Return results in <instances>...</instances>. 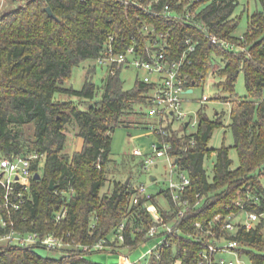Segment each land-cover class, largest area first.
<instances>
[{"label":"trees","instance_id":"trees-1","mask_svg":"<svg viewBox=\"0 0 264 264\" xmlns=\"http://www.w3.org/2000/svg\"><path fill=\"white\" fill-rule=\"evenodd\" d=\"M13 1L16 6L0 16V159L36 152L41 157L34 168L42 178L32 179L20 210L0 209L9 221L7 229L0 226V236L12 228L56 233L64 235L72 247L57 250L64 255L56 259L39 254L37 246L4 245L0 264H100L87 255L123 248L134 251L152 239L150 229L162 222L179 231L150 256L148 264H197L201 250L221 236L237 240L238 251L250 264H264V9L249 15L247 32L238 36L239 0H141L153 12L124 0ZM166 5L183 17L169 19L163 13ZM48 6L58 19L50 17ZM146 25L156 27V35L167 36L165 53L170 60L181 59L187 39L196 44L192 63L182 70L191 87L203 86L210 73L218 74L225 80L216 86L230 94L224 97L231 103L227 125L220 113L210 117L205 105L198 112L195 132L185 124L176 128L169 119L155 120L166 133L152 131L172 145L177 170H185L191 178L182 196L189 200L183 217L169 188L152 193L151 198L138 195L135 173L119 172L112 157L113 132L125 116L145 114L154 84L137 79L134 88L126 89L122 69H117L115 74L108 72L99 87L93 82L95 66L88 70L82 89L66 85L76 66L98 61L111 35L118 50L136 45L148 58L153 35L147 34ZM212 36L246 51L214 45ZM216 61L221 63L217 72L213 70ZM241 71L248 90L245 97L235 94ZM74 98L80 103L96 101L82 109ZM221 127L232 133L234 142L215 150L209 143ZM72 130L83 139V146L69 155L65 147ZM214 153L210 174L205 163ZM143 163L142 159L141 167ZM113 168L117 174H127L126 178L117 177ZM4 193L0 185V201ZM150 207L158 210L163 221ZM63 208L68 214L58 223L55 217ZM245 210L262 216L250 230L240 226L236 232L226 231L215 221L218 215L224 220ZM101 241L102 249L96 247Z\"/></svg>","mask_w":264,"mask_h":264},{"label":"built area","instance_id":"built-area-1","mask_svg":"<svg viewBox=\"0 0 264 264\" xmlns=\"http://www.w3.org/2000/svg\"><path fill=\"white\" fill-rule=\"evenodd\" d=\"M126 4L136 5L146 11L153 12L149 6H143L141 0H124ZM159 1V0H156ZM169 19L182 18L179 13L172 11L169 5L164 7L163 12ZM189 15L187 14L186 17ZM147 34H152L148 51V58L139 52L136 45L130 46L126 50H118L116 47V39L111 35L106 43L104 53L98 58L102 65L108 67L109 72L115 74L117 69L134 68L138 72H144L142 81L145 83L154 84L152 90L150 104L147 107L149 116L158 118L159 120H172L181 125H186L189 130L197 125L196 121L191 119L188 121L189 114L184 110L186 101L190 100V95L194 88L191 87L186 78L182 75L183 67L186 64H191V54L196 50V44L191 39H187L188 48L183 53L180 60H170L165 51L168 47L167 36L164 33L156 35V27L151 25L145 26ZM211 42L214 45H220L226 49L233 51H246V47L238 46L225 40H220L216 36L211 37ZM191 89V91H190ZM210 97L204 95L202 101H208ZM152 128L158 132L166 133L162 124L154 123ZM194 144V141H192ZM172 145L166 142H155L150 153H144L140 149L134 150V155L142 157L143 169L147 170L153 165H156L162 158H166L171 172L169 179V189L172 192L173 200L181 206L179 215L183 217L188 209L189 200L183 199L182 196L187 188L191 185V178L185 170H177L176 159L171 155L170 150ZM41 155L34 152L29 155H13L12 157H4L0 159V185L4 188L5 193L3 200L0 201V209L20 210L26 199L27 192L31 187V181L35 178L36 171L34 168L35 161L39 160ZM177 173V178L173 173ZM138 195L151 198V192L144 183L136 185ZM258 199V198H257ZM139 201V197L135 198V203ZM242 210L245 209L244 204L239 202ZM153 214L163 221L159 216L156 208L150 207ZM68 214V210L63 208L55 217L59 223ZM222 215H218L215 219L217 223L222 225V229L230 232H236L240 226L246 229H252L257 222L262 219V216L254 211H244L234 213L227 216L223 220ZM240 218V219H239ZM0 226L7 229L9 221L0 211ZM197 226L202 227L201 223ZM124 226H121V230ZM160 231H165L163 235L158 236ZM173 224L162 222L156 224L149 231V236L152 239L161 237V242L149 251L150 256L156 253L159 247L163 246L169 237L178 232ZM209 232V230H208ZM213 233V232H212ZM123 239V236L121 235ZM15 246H37L52 250L72 247V243L68 242L63 235L49 233L42 235L39 232H23L12 228L6 234L0 236V248L4 245ZM104 241L99 242L96 247L102 249ZM88 249L89 246H83ZM239 242L237 240L227 239L224 236L214 238L213 242L208 243L200 252L201 258L197 264H250L246 262V257L239 251ZM133 264V263H128Z\"/></svg>","mask_w":264,"mask_h":264},{"label":"rangeland","instance_id":"rangeland-1","mask_svg":"<svg viewBox=\"0 0 264 264\" xmlns=\"http://www.w3.org/2000/svg\"><path fill=\"white\" fill-rule=\"evenodd\" d=\"M22 3V0L19 1V4ZM13 0H0V16L16 6ZM264 6L261 0H239V6L235 11V15L240 17V25L236 31V35L243 36L248 30V17L256 10H263ZM96 66L95 72L93 74V82L96 86H102L103 79L107 76L109 70L106 65H102L97 61L88 60L84 63L76 66L73 69L70 79L67 81L66 85L72 87L76 90L83 88L87 72L89 69H92ZM221 67L220 61H216L213 67V70L217 72ZM121 78L124 81V86L126 89H132L135 86L137 79H142L144 72H138L134 68H123L120 73ZM225 80L224 78L218 77V74L210 73L204 85L201 87H196L193 90V93L190 95L191 101H186L184 105V110L189 114L188 121H196L197 125L191 128L190 132H195L198 129V112L202 108V105H205L207 114L215 118L217 113H220L221 119L227 125L230 122V112H231V103L225 101L224 97L229 96V93H225L216 86L217 83ZM235 94L240 97H245L248 94L246 79L244 71L239 73L238 79L235 85ZM204 95H208L210 99L203 102L202 98ZM61 95L57 94L56 98H60ZM77 103L80 104L82 109H86L93 104L96 100H89L85 103H80L77 98H74ZM139 109V108H137ZM145 114H132L125 116L123 120L124 123H121L116 127L113 132V141H112V151L113 159L118 163V171L127 172L133 171L135 173L134 180L138 184L144 183L148 186L151 193H159L161 190H165L169 187V179L171 177L169 163L166 158H162L158 161L156 165L151 166L147 170H142L140 162L142 157L134 155V150L140 149L144 153H150L153 149V144L155 142L160 143L161 141L157 135L152 131V124L156 118H152L146 114L147 107L143 108ZM153 122H152V121ZM151 123V125H150ZM155 123V122H154ZM180 123L176 122L174 127H179ZM234 142L233 135L226 128L221 127L215 130L213 137L209 143V146L213 149H218L224 144L227 146L232 145ZM83 146V139L78 137L76 133L72 130L68 133L67 144L65 147V152L69 155H73L76 151L80 150ZM231 156L234 159L235 165L238 164L237 153L234 149L231 150ZM216 161L215 153L207 159L205 165L209 171L212 173ZM41 167H44V160L41 161ZM113 173L117 177L125 179L127 174H117L115 168H113ZM2 171L0 170V175ZM114 175V176H115ZM173 176L177 178V173L174 172ZM137 177V178H136ZM152 177H156V180H153ZM264 182V180H263ZM104 191H108L106 188ZM240 219V218H239ZM155 241L149 240L146 243L140 245L134 251H130L126 248H123L121 252H112L111 250L97 251L92 252L87 255V258L95 263L100 264H120L121 255L127 256L130 254V260L136 264H148L150 259L149 251L154 247ZM36 251L50 258L59 259L64 255L63 251L52 250L48 248H36ZM248 263V260H246Z\"/></svg>","mask_w":264,"mask_h":264},{"label":"crops","instance_id":"crops-1","mask_svg":"<svg viewBox=\"0 0 264 264\" xmlns=\"http://www.w3.org/2000/svg\"><path fill=\"white\" fill-rule=\"evenodd\" d=\"M152 121V120H151ZM153 122V121H152ZM155 122V121H154ZM152 179L153 180H156V177H152ZM152 240H154L155 241V245H154V247L156 246V245H158L160 242H161V240H162V238L161 237H158V238H155V239H152ZM153 247V248H154ZM128 263H133L131 260H130V254H128L127 256H125V255H121V257H120V264H128ZM133 264H136V263H133Z\"/></svg>","mask_w":264,"mask_h":264},{"label":"water","instance_id":"water-1","mask_svg":"<svg viewBox=\"0 0 264 264\" xmlns=\"http://www.w3.org/2000/svg\"><path fill=\"white\" fill-rule=\"evenodd\" d=\"M46 11H47L48 14L50 15V17H52V18H54V19H58V17H57L56 14L53 12V10L51 9L50 6H48V7L46 8ZM190 91H191V89H190ZM41 178H42V175H41L39 172L36 173V175H35V179H41ZM127 182H130V178L127 179ZM50 187H51V189H55V188H56V185H55L53 182H51Z\"/></svg>","mask_w":264,"mask_h":264}]
</instances>
